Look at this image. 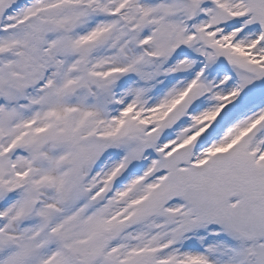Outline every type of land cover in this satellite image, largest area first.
Instances as JSON below:
<instances>
[{
	"label": "snow or ice",
	"instance_id": "obj_1",
	"mask_svg": "<svg viewBox=\"0 0 264 264\" xmlns=\"http://www.w3.org/2000/svg\"><path fill=\"white\" fill-rule=\"evenodd\" d=\"M0 264H264V0H0Z\"/></svg>",
	"mask_w": 264,
	"mask_h": 264
}]
</instances>
